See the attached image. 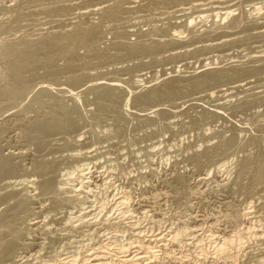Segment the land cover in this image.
<instances>
[{"label":"rangeland","instance_id":"obj_1","mask_svg":"<svg viewBox=\"0 0 264 264\" xmlns=\"http://www.w3.org/2000/svg\"><path fill=\"white\" fill-rule=\"evenodd\" d=\"M4 3L7 8L23 4V10L32 13L22 22L20 31L16 32L18 36L28 34L38 40L43 34L63 36L75 29L95 33L91 44L68 52L69 56L77 54L71 67H67L66 58L54 55V64L63 68L62 74L44 78L47 82L65 84L69 77L81 74L90 75L81 84L85 88L123 79L132 82L131 88L138 89L176 77L181 90L178 96H163L158 102L146 103L147 106L129 101L128 89L117 86L118 103L115 102L114 112L102 115L99 125L94 127L100 132L96 141H92V126L82 123L71 131V136L86 143L82 150L90 156V182L83 194L82 207L84 220L95 219L93 224L81 226L70 235L65 218L59 214L54 220L49 219L47 228L54 231L51 236L65 234L64 241L72 244L71 254L79 241L86 244L81 250L84 264H119L125 255L120 249L122 244L130 254L143 256L137 264H264V237L257 238L251 230L246 231L254 226L262 233L258 217L263 216L260 212L264 191L257 189L248 195L234 185L237 175L245 184L250 182L246 160L256 155L257 149L238 150L218 158L213 165L200 166L192 158L196 151L203 152L229 138L232 124L249 127L254 114L262 112L264 104L244 111L230 104L243 97L252 98L253 93L264 94V79H261L264 74L238 82L242 88L234 91L230 88L236 84L230 85V81L189 88L186 79L206 73L215 65L228 67L251 55L264 57V0H4ZM228 10L233 11L230 18L226 16ZM2 14L0 20L6 17ZM242 15L247 25L210 35L213 29H220L219 25L228 27L236 16ZM138 37H144L143 45L147 49L129 53L113 45L119 40L136 43ZM45 59L38 57L41 74L48 72L43 67ZM90 96L82 105L85 111L90 109L89 116L96 114L98 107L96 96ZM70 98L64 101L73 108L75 101ZM224 101L229 103L224 112L230 117L207 112V107ZM63 107H45L39 114L52 109L65 111ZM122 110H130L129 123L118 116ZM71 111L75 117H81L80 111ZM155 113L167 116L163 126ZM198 113L206 121L199 128L191 125L200 116ZM14 123L10 125V145L17 152L27 144L28 131L23 122ZM223 162H227V167L219 169ZM6 182L19 185L15 178ZM104 202L109 203L103 210ZM248 209L255 210L257 213L252 215L256 217L249 214L246 222L242 217L235 220L234 214ZM238 234L243 245L234 244L227 253H219L216 246L222 237L233 239ZM41 236L44 235L38 237ZM39 249V244H34L30 253ZM43 254L45 259L52 255L49 250Z\"/></svg>","mask_w":264,"mask_h":264},{"label":"bare ground","instance_id":"obj_2","mask_svg":"<svg viewBox=\"0 0 264 264\" xmlns=\"http://www.w3.org/2000/svg\"><path fill=\"white\" fill-rule=\"evenodd\" d=\"M22 5L18 4L14 8H7L4 0H0V13L2 11L6 16L0 20V264H84L82 263L83 257L81 250L86 244H82L83 242L79 241L80 244L77 243L75 251L71 254L72 251H69V248L72 244H70L71 241H64L66 235L56 233L53 237L51 234H53L54 231L51 228H47V225L50 224L49 219L54 220L59 214L65 218L70 235L73 230L79 229L81 226L93 224L92 221L95 219L92 220L91 218V220H84V210L82 207V202L84 201L83 194L84 192L86 193V185L90 182L89 174L91 173V170L90 166H88L90 164V156L87 152L85 153L82 150L86 143L82 142V139H79L76 136H71V131L79 128L82 123L92 126V141H96L100 136V132H98L96 128L94 129V127L99 125L102 115L114 112L116 108L115 102H117L119 98L116 91H118L117 88L120 86L128 89L130 93L129 101L140 105L148 102H155L163 96H178V94L181 93V90L179 88L180 86H177L178 81L176 77L164 79L158 84H152L151 86L138 89L131 88V81L123 79L117 80V78V81L113 79L103 83H94L85 88L83 87L84 85L82 86L81 84L90 77V75L81 74L69 77L68 83L65 84L45 81L44 78L46 79L53 76L56 78L57 75L60 74L59 72L63 69L55 66L54 62L56 57L54 55H60L61 57L66 58L67 67H71L75 64L74 60L77 57V54L69 56L68 52L91 44L95 38V33L93 31H81L80 29H75L63 36L43 34L44 36L38 40L32 39L33 37H29L28 34L18 36L16 32L23 25L22 22L32 15L31 12L26 13L21 7ZM232 12L233 11L231 10L227 11V18L228 16L229 18L231 17L230 15H232ZM236 17H232L234 19H231L232 21L228 27H221V25H219L220 29H211L212 31H209L210 35L211 33H219V31L222 33L228 31V29L238 30V28H242L241 26L247 25L244 20V15ZM138 39L140 40L136 43H125L119 40L114 42L113 45L116 46V48L125 49V51L127 50L129 53H134L138 50L145 49L146 47L143 45V43L146 42V40L144 42V37H138ZM170 43L171 42H169V44ZM216 45L217 44H210L209 46L216 47ZM98 49L100 50L101 48ZM39 56L46 57L43 67L47 68L48 72L44 74L39 72L40 68H38L37 65ZM215 66L206 73L202 72L203 74L199 76H195L194 78L190 76L192 79L187 77L186 79H189L190 84L189 88H196L208 85L211 82L215 83L226 80L230 81V85L236 84L230 88L232 91L240 89L242 88V85L240 84L241 81L247 78L249 79V76L252 75L261 76L264 74V57H255L251 55L228 67H220V65L219 67ZM261 79L263 80L264 77ZM180 80L184 81L183 79ZM238 82L240 83L237 84ZM135 90L140 91L136 93ZM245 91L246 90H244V92ZM90 95L96 96L95 100H97L98 107L96 109L97 113L89 116L87 111L90 109H86L85 111V109L82 108V105L88 101ZM68 96L75 101L73 108L66 105L67 103L65 101L67 100H65V98ZM229 102L232 101L229 100ZM226 104L229 103H225L224 101V103H218V105H215L214 107L209 106L210 108L207 107L206 110L213 114V116L215 115L219 117L222 115L230 117V115H227L224 112L225 108H228ZM260 104H264L263 93H253L252 98L243 97V99H239L235 104L232 103L230 105L236 109L244 111L259 106ZM56 105H63L65 111H63V109L62 111H59V109H52L47 113L45 112L43 115L39 114L41 109L49 106L56 107ZM71 109L78 110V112L80 111L81 117H75ZM129 111L122 110L118 112V116L126 120L127 123L131 121V113ZM135 112L136 110L134 111V114ZM156 115L155 118L163 126L167 116L159 115V113ZM203 117L204 115L200 114L191 125L199 128V126L203 125L202 122H206L203 121ZM249 117L250 116H248V119ZM14 122H23V124L27 126L28 131L27 144L18 149L17 152L12 151L10 145V125ZM129 125L130 124H128V126ZM232 125V135L229 138L221 143L219 142L220 144H217L215 147L206 148L203 152L196 151L192 158L200 166L213 165L218 158L223 159L230 153L247 149L248 147H254L255 150L257 149V154L248 157L246 160V165L251 177L250 182L245 184L242 177L237 175V177L234 178V185L238 190L247 192L248 195H252L257 189L264 191V109L262 112L258 111L254 114L250 121V125L247 124L249 127L240 126L241 124L239 125V123H234ZM13 128L15 127H12V129ZM25 137L23 138L25 139ZM220 165L221 167H219V169L227 167L228 164L227 162H223ZM13 178L19 181L18 186H13L11 183L6 182ZM108 203L104 202L102 207L103 210L107 208L106 205ZM229 212L231 211L229 210ZM253 213L255 215L257 212L253 209H248L244 213L234 214L236 217L235 220L239 221L242 217V221L246 222V220L250 219L249 214L252 215ZM260 213L263 214V216L258 217L261 230L260 227L258 228L264 233V206H262ZM76 222L79 224H76ZM248 225L249 224H247V226ZM63 226L65 227V225ZM93 228L95 229V227ZM248 229L249 230L246 231L251 230L257 238L264 237L262 233H260V235L259 232L256 231L254 226H249ZM39 234L44 236L38 237ZM160 238L161 236H159V239ZM38 239L43 240L38 242ZM75 240L76 239H74V241ZM242 242L243 239L240 234L236 235L233 239L222 237L216 248L219 253H227L232 245H241ZM34 244H39L40 249L35 253H30V250H33L34 248ZM120 249L125 255L119 264H137L143 259V256L130 254L129 249L125 244L120 245ZM47 250H49V253L52 255H49V258L45 259L43 251ZM151 253L156 256L153 251ZM62 255L65 257L63 256L62 258Z\"/></svg>","mask_w":264,"mask_h":264}]
</instances>
